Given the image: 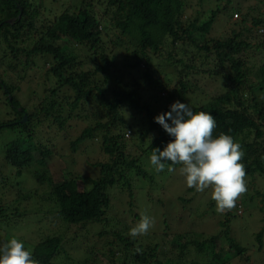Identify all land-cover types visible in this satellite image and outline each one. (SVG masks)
Wrapping results in <instances>:
<instances>
[{
  "label": "trees",
  "instance_id": "1",
  "mask_svg": "<svg viewBox=\"0 0 264 264\" xmlns=\"http://www.w3.org/2000/svg\"><path fill=\"white\" fill-rule=\"evenodd\" d=\"M88 1L91 4V0ZM207 1L210 5L212 0H197L199 4ZM77 2L81 7L74 11L66 10L54 20L47 21V17L58 12L51 7L46 8V3L41 0H0V67L6 64L14 72L19 67L20 56H25L26 67L30 66L29 61L33 57H50L49 73L57 80L56 87L50 90L49 99L41 100L39 107L36 106L39 113L31 112L21 104L14 93L15 86L9 84L7 76L0 70V92L7 96L13 117L3 119L0 116V131L9 129L19 134L4 148L5 164L12 168L16 185H21L19 180H24L30 167L43 165L55 151L39 140L36 128L40 119H35L39 114L53 117L51 125L57 124L59 130L63 129L67 119L59 111L55 114L60 105L57 97L61 91L73 92V101L68 104L70 111H78L84 105L96 107L97 113L96 122L71 142V149L76 153L81 145L101 137L106 162L97 164L100 176L89 180L90 190H82L76 180L68 179L55 184L53 196L60 216L68 224L102 222L111 208L112 188H127L130 198H134L130 171L153 180L139 164L150 158L153 148L163 150L174 139L154 118L169 112L170 105L177 100L188 104L190 95L196 87L199 88L191 79L203 75L208 67L209 76L224 80L227 90L208 97L194 106L193 111L210 112L215 116L217 127L214 136L224 132L242 144L246 153L243 158L246 177L264 175V99L256 96L257 91L264 94V63L253 74L246 59L250 52L262 54L264 35L255 37L257 45L247 38V34L252 33L250 27H245L249 13L245 14L238 6L233 9L231 17L235 12L246 16L238 23L243 27L239 32L231 31L228 38L215 40L208 38V33L222 12L221 5L215 10L214 6L209 8L211 16L197 26L199 17L186 20L190 0L99 1L103 10L97 14L84 7L85 0ZM234 2L228 0V4ZM39 22H42L41 32L37 30ZM253 25H264V16L254 17ZM32 35H37L38 42L31 44L33 40L28 38ZM108 37L114 38L110 45L104 47ZM63 39L80 45L85 56L64 52L58 43ZM164 49L168 51L167 56ZM124 61V68L130 74L142 71L147 91L143 90L144 87H133L132 82L126 84V79L120 76L122 72L118 75L113 71ZM160 61L172 68L169 77L165 72L163 78L158 76L156 67ZM83 65L90 66L92 71H82ZM143 91L149 94L146 100ZM244 91H247V99L239 96ZM25 117L27 121L24 122ZM131 139L138 143L144 157L131 158L128 155ZM173 167L180 169L182 165ZM44 179V175L41 176L42 183ZM181 198L184 202L191 201ZM156 201L160 202L154 198L153 202ZM129 204L134 207L132 201ZM231 215L229 212L228 219L220 222V234L186 233L184 243H181L184 239L173 243L178 250L175 254L167 253L160 245L154 248L147 246V250L139 254L137 248L131 249L132 239L120 237L127 250L122 258H116V253L112 252L111 263L232 264L237 261L238 264H252V255L264 250V229L255 234L253 249H245L232 236ZM63 245V237L53 236L46 237L33 248L25 247L32 249L33 258L40 264H53ZM191 246L195 254L193 259L188 253ZM227 255L231 258L223 262ZM76 263L95 264L96 261L87 258Z\"/></svg>",
  "mask_w": 264,
  "mask_h": 264
},
{
  "label": "rangeland",
  "instance_id": "2",
  "mask_svg": "<svg viewBox=\"0 0 264 264\" xmlns=\"http://www.w3.org/2000/svg\"><path fill=\"white\" fill-rule=\"evenodd\" d=\"M41 1L46 3V8L51 7V10L54 9L58 12L56 15L52 13L53 15L47 17V21L54 20L66 10L74 11L76 7H81L77 0ZM99 1L106 2V0H91V4H88L89 1L85 0L84 7L96 14L101 13L103 6L98 3ZM234 1L231 5L228 4V0H212L208 5L209 1L199 4L197 0H190L191 6L186 10V20L192 21L199 17L197 26H200L211 16L208 9L214 6L215 10L218 5H221L222 12L218 14L219 16L208 33V38L224 39L231 36V31L239 32L240 27H243L238 23L246 17L245 15L235 12L231 17L232 10L240 7L245 14L247 12L250 15L246 20L245 27H250L252 33L247 34V38L256 44L255 37L259 34L264 35V25L254 26L253 18L264 16V0ZM236 13L239 17H236ZM41 26L42 22H39L38 32L42 31ZM113 38H106L103 46L110 45V40ZM28 39L33 40L31 44L38 42L37 35H32ZM58 43L68 55L85 56L83 55L84 49L68 39H63ZM188 48L190 47L188 46ZM262 51V54L259 55V52H250L246 56L253 74L264 63V50ZM122 52L125 54L124 51ZM122 52L121 56L124 55ZM167 52L164 49L165 56H167ZM10 55L11 53L8 56ZM25 60V56L18 58L19 67L14 72L9 70L6 64L0 67V70L7 76L9 84L15 86L14 93L21 104L31 112H38L36 106L39 107L41 100L49 99L50 90L57 85L56 78L49 73L52 58L33 57L29 61V67L25 66ZM124 67L125 61L120 66L116 65L113 71L118 75L122 72L123 75L120 76L126 79V84L132 82L133 87H137V89L144 87L143 90L147 91V86H145L147 83L143 78L142 71L130 74ZM81 69L85 72L92 71L88 65H83ZM156 70H158V76L163 78V73L168 75L172 68L160 61ZM208 70L209 67L203 75L191 79L199 86L188 98V104L192 109L208 97L227 90L225 81L210 77ZM36 92L38 94H35ZM143 94L145 100L149 98V94L144 91ZM262 95L264 94L257 91L256 96L261 98ZM65 96H68L69 99L66 100ZM73 96H75L73 92L61 91L57 97L60 108L57 106L55 114L59 111L67 119L63 129L59 130L57 124L51 125L53 117L39 114V117L35 119V121L40 119L38 124L36 122L39 140L55 151L43 165L38 164L30 167L25 173L24 180H19L21 185L15 184L16 177L13 170L5 164L6 150L4 149L8 143L16 140L19 134L9 129L0 131V244L16 237L21 239L25 246L33 248L46 237L61 236L64 239V245L53 264H77L76 262H84L87 258L95 260V264H112V252L116 253V258H122L124 251L127 250L125 242L121 241L120 237L132 239L128 233L140 220L142 213L154 217L156 223L147 235L132 239L131 249L139 248L138 253L141 254L147 250V246L154 248L155 245H160L167 253L175 254V252L178 253V250L176 246H173V243L179 239H184L181 242L184 243L186 239L184 235L188 232H203L207 235L220 234L222 232L220 231V222L228 219L226 216L231 212L232 215L229 219H231L232 236L243 248L253 249L252 243L253 239L255 241V234L264 229V175L255 178L246 177L247 192L241 195L233 210L219 214L216 212V202L211 196V188L204 192H197L194 188L187 186L180 169L171 173L167 169L157 172L151 165L150 158L144 159L139 165L153 177L152 181L149 178L138 176L133 171L129 172V177H132L134 185L132 188L135 195L133 199L130 198L127 188L122 189L121 186H117L110 191L111 208L107 211L106 218L102 222L75 225L65 222L59 214V206L53 196L55 184L73 179L77 181L80 189L90 190L89 180L97 179L100 176V168L97 164L106 162L103 157L101 137L81 145L76 153L71 149V142L75 141L85 128L96 122L97 113L96 107L84 105L78 111H70L68 104L73 101ZM239 96H244L247 99V91L240 93ZM249 97L252 96L249 94ZM10 113L11 107L7 102V96H3L0 92V116L3 119L13 118ZM168 123L171 124V122ZM136 127L140 130L138 126ZM130 144L128 155L131 158L144 157L135 140H132ZM43 175L45 179L42 183L40 179ZM2 191L4 193H1ZM256 193H260L262 196H258ZM180 196H183L186 201H191L184 202ZM154 198L160 202L154 203ZM131 201L134 203V207L129 204ZM189 250V256L193 259L195 255L193 247H190ZM135 253L137 254V252ZM224 258L223 262L230 259L231 256L227 255ZM231 263L238 264L237 261ZM252 264H264V250L262 253L252 255Z\"/></svg>",
  "mask_w": 264,
  "mask_h": 264
},
{
  "label": "clouds",
  "instance_id": "3",
  "mask_svg": "<svg viewBox=\"0 0 264 264\" xmlns=\"http://www.w3.org/2000/svg\"><path fill=\"white\" fill-rule=\"evenodd\" d=\"M169 119L171 124L167 122ZM154 120L174 138L163 150L153 148L150 163L155 170L163 172L167 168L171 173L176 170L174 165H182L180 172L189 188L197 192L212 189L217 213L233 210L248 190L242 144L224 132L214 136L215 116L205 111L194 112L189 104L179 100L170 105L169 112L158 114ZM155 223L154 217L142 213L128 235L132 239L145 236ZM0 264H40V261L33 258L31 249L21 239L13 237L0 244Z\"/></svg>",
  "mask_w": 264,
  "mask_h": 264
},
{
  "label": "water",
  "instance_id": "4",
  "mask_svg": "<svg viewBox=\"0 0 264 264\" xmlns=\"http://www.w3.org/2000/svg\"><path fill=\"white\" fill-rule=\"evenodd\" d=\"M27 121V117L24 118V122Z\"/></svg>",
  "mask_w": 264,
  "mask_h": 264
},
{
  "label": "bare ground",
  "instance_id": "5",
  "mask_svg": "<svg viewBox=\"0 0 264 264\" xmlns=\"http://www.w3.org/2000/svg\"><path fill=\"white\" fill-rule=\"evenodd\" d=\"M192 247V246H191Z\"/></svg>",
  "mask_w": 264,
  "mask_h": 264
}]
</instances>
